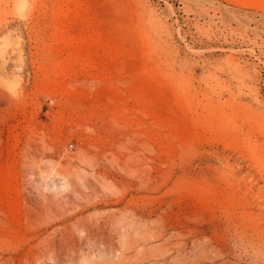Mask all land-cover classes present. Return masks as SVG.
<instances>
[{
  "label": "rangeland",
  "instance_id": "1",
  "mask_svg": "<svg viewBox=\"0 0 264 264\" xmlns=\"http://www.w3.org/2000/svg\"><path fill=\"white\" fill-rule=\"evenodd\" d=\"M0 264H264V0H0Z\"/></svg>",
  "mask_w": 264,
  "mask_h": 264
}]
</instances>
